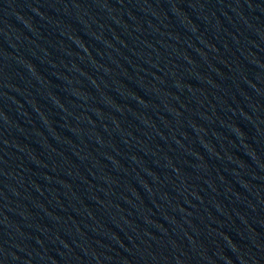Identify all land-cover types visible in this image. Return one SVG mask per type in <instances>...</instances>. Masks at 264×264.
<instances>
[{
  "label": "water",
  "instance_id": "water-1",
  "mask_svg": "<svg viewBox=\"0 0 264 264\" xmlns=\"http://www.w3.org/2000/svg\"><path fill=\"white\" fill-rule=\"evenodd\" d=\"M0 264H264V0H0Z\"/></svg>",
  "mask_w": 264,
  "mask_h": 264
}]
</instances>
